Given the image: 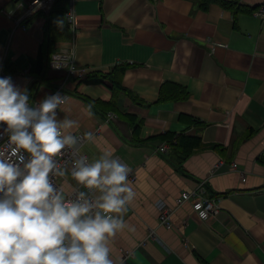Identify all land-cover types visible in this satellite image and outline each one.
Listing matches in <instances>:
<instances>
[{"label": "crops", "instance_id": "1", "mask_svg": "<svg viewBox=\"0 0 264 264\" xmlns=\"http://www.w3.org/2000/svg\"><path fill=\"white\" fill-rule=\"evenodd\" d=\"M34 1L0 0V71L30 100L63 82L60 118L75 121L67 131L91 134L81 152L93 160L110 150L134 169L136 196L124 217L134 230L110 241L113 264H264V17L255 13L264 0L206 8L201 0H57L18 24ZM60 49H72L87 76L129 64L126 91L113 103L110 81L50 68ZM165 83L189 96L160 102ZM200 184L220 198L207 220L191 201L177 206ZM160 201L173 208L172 228L161 222Z\"/></svg>", "mask_w": 264, "mask_h": 264}, {"label": "clouds", "instance_id": "2", "mask_svg": "<svg viewBox=\"0 0 264 264\" xmlns=\"http://www.w3.org/2000/svg\"><path fill=\"white\" fill-rule=\"evenodd\" d=\"M64 103L60 92L33 103L0 76V264H113L110 241L134 230L131 169L110 150L83 154Z\"/></svg>", "mask_w": 264, "mask_h": 264}, {"label": "built area", "instance_id": "3", "mask_svg": "<svg viewBox=\"0 0 264 264\" xmlns=\"http://www.w3.org/2000/svg\"><path fill=\"white\" fill-rule=\"evenodd\" d=\"M40 2V7L37 8L36 2H32L29 6L28 12L25 14V17L19 18L17 21L18 24H20L22 21L25 19H28V17L32 16L36 12L42 10L45 11L46 13H49L55 6L57 0H39ZM33 9H37L36 11H33ZM257 15L264 17V4H261L255 12ZM67 21L72 27V29L76 26V15L73 10H69L66 13ZM49 67L52 69L56 70H65L68 74V78H74L77 81L84 80L87 77V70L79 68L75 62V55L72 49H60L57 50L53 55L49 63ZM10 74L6 73L4 69L0 71V76H8ZM13 79V81L17 84V78L14 75H10ZM55 92H60L64 97L65 101L68 98V93L65 90V85L64 83H59L58 87L52 91L51 93ZM49 93V94H51ZM43 99V98H42ZM42 99H33V103H38ZM112 116V115H111ZM113 117V116H112ZM77 137H79V147L85 143V141L88 139V134L86 132L80 131L75 133ZM160 151L162 152H167L168 151V146L167 145H162L160 146ZM89 157V156H88ZM69 157H64L62 159V163L64 159H68ZM119 158V157H118ZM121 160V158H119ZM123 163H125L123 160H121ZM127 164V163H126ZM129 168L131 169L129 173V178L130 180L134 181L135 180V172L134 169L129 165ZM234 168H237V164H233ZM63 183V181H61ZM207 190L206 187L203 184H200L198 188L192 192H183L181 197L177 200V206L182 205L185 201H191L193 204V208L197 215L203 219L207 220L213 216H216L220 210H221V205H220V198H212L209 196H206ZM161 215V222L163 225H165L167 228H172L173 227V222H172V215H173V208L168 206L166 202L160 201L157 203ZM132 254L131 252H126L125 253V259Z\"/></svg>", "mask_w": 264, "mask_h": 264}, {"label": "trees", "instance_id": "4", "mask_svg": "<svg viewBox=\"0 0 264 264\" xmlns=\"http://www.w3.org/2000/svg\"><path fill=\"white\" fill-rule=\"evenodd\" d=\"M201 1H202V6L204 8H206L208 4L214 1L216 2L221 1L224 4L227 3V1L225 0H201ZM39 60L43 62L42 63L43 65L44 64L43 57H41ZM129 66H130L129 64H118L114 66L108 73H103V72L91 73L83 81L87 83H103L105 80L110 81V83L112 84V89L114 91V100H112L114 103L117 101V98L121 93V91H126V88L123 86V76ZM32 89H35V85L32 86L31 90ZM188 96H189V92L184 86L172 84V83H165L161 89L159 95V101L164 102L170 100H182V99H186ZM135 100L140 104L143 103L141 100L137 99L136 97ZM165 138L171 142L174 139L172 136H165ZM198 141L199 140L197 139L193 144H198ZM185 153L186 155H189L192 153V150L185 151Z\"/></svg>", "mask_w": 264, "mask_h": 264}]
</instances>
